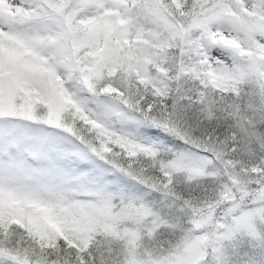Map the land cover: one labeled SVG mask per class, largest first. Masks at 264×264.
Masks as SVG:
<instances>
[{
	"label": "snow or ice",
	"instance_id": "1",
	"mask_svg": "<svg viewBox=\"0 0 264 264\" xmlns=\"http://www.w3.org/2000/svg\"><path fill=\"white\" fill-rule=\"evenodd\" d=\"M0 264H264V0H0Z\"/></svg>",
	"mask_w": 264,
	"mask_h": 264
}]
</instances>
